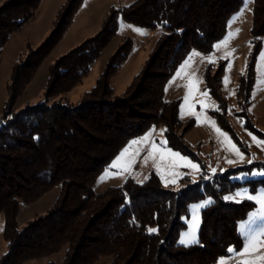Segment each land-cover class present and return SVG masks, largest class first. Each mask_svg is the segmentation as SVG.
I'll use <instances>...</instances> for the list:
<instances>
[{"label":"trees","instance_id":"obj_1","mask_svg":"<svg viewBox=\"0 0 264 264\" xmlns=\"http://www.w3.org/2000/svg\"><path fill=\"white\" fill-rule=\"evenodd\" d=\"M83 1L65 0L49 37L36 49L29 45L9 79L6 122L0 126V213L4 214L8 250L0 264H24L54 255L64 246V264H95L104 258L107 264H216L232 255L230 247L241 250L245 237L239 223L257 205L247 199L228 202L223 197L242 186L251 192L264 188V177L243 182L233 179L256 169L264 171L262 161L229 168L209 179L203 175L194 180L187 175L179 188L165 186L156 173L144 182L130 176L122 185L101 192L94 191V184L133 138L158 124L165 127L169 148L206 167L185 138L195 121L180 119V101L166 100L165 90L193 50L213 51L244 0H135L112 9L95 35L51 65L45 101L14 110L43 61L71 28ZM42 2L2 0L0 55L11 37L36 17ZM120 17L158 31L157 44L126 90L116 94L112 80L131 55V37L124 38L78 104H49L82 83L116 35ZM251 33L257 52L264 41V0H254ZM223 73V64L211 65L206 71V88L219 106L211 113L246 149L227 118ZM254 83L252 64L237 79L239 106L234 111L245 119L247 128L264 136L247 111ZM58 185L60 194L47 213L19 228L20 203H34ZM205 199L211 203L201 211L197 241L181 244L179 238L188 226L184 217L193 204Z\"/></svg>","mask_w":264,"mask_h":264},{"label":"rangeland","instance_id":"obj_2","mask_svg":"<svg viewBox=\"0 0 264 264\" xmlns=\"http://www.w3.org/2000/svg\"><path fill=\"white\" fill-rule=\"evenodd\" d=\"M134 1L135 0H84L71 28L43 61L36 72L34 79L28 85L25 94L15 105L14 110L18 111L24 108L27 104L36 105L44 102L49 82L50 67L55 60L66 54L85 39L95 35L101 28L104 18L112 9L121 8ZM1 3L2 0H0V4ZM64 3L65 0H43L36 17L26 24L20 32L14 34L4 47V50L0 55V126L6 122V119H3V115L8 101L7 86L13 67L20 60L29 45L32 49H36L46 40V38L49 37L54 28V21L57 18L58 11ZM253 7L254 0H250V2L249 0H244L240 11L233 15L229 20L228 30L225 36L215 42L213 51L204 54L200 51L193 50L186 58L187 60L190 56L192 57L190 67L186 70L187 74L182 78H176V73L180 66L186 61L185 60L170 78L166 86L165 99L169 101L178 99L180 101V119L183 122L191 119L195 121L194 126L186 134L185 138L190 146L198 151L200 157L205 161L206 167L204 168H206L207 174L204 173L203 165L200 162L195 161L180 152V155L187 161H191L198 165L199 171L193 170L190 166H185L183 162L180 161H178V167L169 170L160 162L159 157H157L155 161L151 158H147L149 151L148 144H134L133 142L141 141L149 134H151V141H154L157 145H159L162 140H166L165 131L161 134V130H165V127L162 124H158L151 126L144 134L133 138L127 144L122 152L112 161L111 165L98 177L94 184L95 192H101L110 186L122 185L130 176L137 182H144L152 173L159 175L165 186L179 188L181 186L182 178L187 175L194 180H198L203 175L204 177L212 176V169H215L216 173H221L229 168L248 164L249 160L252 162H264V149L258 147L252 139L255 137L258 141H264V136L247 128L245 126V119L236 115L234 111V109L239 106L236 97L237 79L240 74H246L253 64L255 83L251 92V104L247 111L251 116L255 127L264 134V86H257L261 79V72L264 71L261 67L262 64H264V61L261 60V54L264 53V41H262L256 52V43L253 41L251 33ZM136 29H139L140 31H137ZM125 37H131L133 39L131 55L128 62L120 69L118 75L112 80V86L114 87L116 94L121 95L145 65L151 51L157 44L158 31L134 26L125 22L120 17L119 29L116 35L96 59L89 73L84 77L82 83L74 87L72 90L56 96L48 103L53 104L54 102H61L78 104L82 95L91 90L96 84L110 58L120 47ZM224 40L229 41L227 46L221 47L217 51L215 46ZM229 52H231L232 55L228 57V59H223L222 57H225ZM193 53H198L199 55H192ZM208 56H212L215 59L214 64L206 62L204 57ZM221 64L224 65L221 91L222 96L227 101V118L246 149L241 147L231 133L220 126L211 113L212 110H217L219 106L217 100L206 88L205 75L209 66L212 65L218 67ZM229 64L231 65L230 70L228 68ZM226 76L230 77V83L227 85L224 83V78ZM197 78L201 81L196 85L199 91L196 92L194 90L189 97L188 105H185L184 98L186 94H188V89L185 85L188 84L190 80L195 84ZM204 91L209 93L207 98L200 95V93H203ZM202 102L204 107L201 106ZM197 116H199V119H197ZM209 121L214 122L216 127L230 138L231 144H234L236 148L239 149L240 153L243 154V160H241L234 151L229 150L230 146L227 142H222L224 141V136L218 134ZM153 129H155V131H153ZM167 148L171 149L168 145ZM126 150L127 155L124 156ZM171 150L178 152L173 149ZM133 153H137V155L133 156ZM122 156L123 160H121V168L130 162L128 171H120V169L111 167L113 163L120 160ZM146 158L147 162H145ZM229 160L233 161V163H228ZM157 165H159V171L157 170ZM259 171L263 170H254V172ZM241 176H245V173L239 174L233 179L243 182L248 179L262 178V176L259 175L253 176L247 174L246 178L237 179V177ZM60 191L61 186L58 185L34 203L21 202L20 212L17 219L19 228L25 227L30 221L36 218V216L46 214L56 201ZM237 192L258 195L261 192H264V188L260 187L256 192H251L248 186H242L235 192L225 195L223 197L224 200L228 202H237L236 199H225V197L228 196H235ZM238 199L239 201L245 200L243 197ZM208 201H210V199H205L191 206L189 216L184 217V221L188 226L187 229L182 232L179 242L181 239L185 238L186 233L193 230L192 222L194 214L196 217V223H198V229L195 232L197 241L201 222V211L204 207L196 208L195 206L206 204ZM208 204L209 203H207L206 206ZM258 208L259 205L257 204V207L251 212V214L257 211ZM249 219L250 217L244 222L246 227L243 230L241 229V232L243 231L250 234V232L258 231L261 227H264V220L261 219H257L254 224L248 226ZM3 230L4 214L0 213V258L8 250L7 242L3 237ZM241 250H243V247ZM65 251L66 246L62 247L61 250L54 255L29 260L24 264H64ZM221 260L226 261V264H239L238 262L233 263L232 257H223L216 264H220ZM108 262V259L104 258L95 264H107Z\"/></svg>","mask_w":264,"mask_h":264},{"label":"snow or ice","instance_id":"obj_3","mask_svg":"<svg viewBox=\"0 0 264 264\" xmlns=\"http://www.w3.org/2000/svg\"><path fill=\"white\" fill-rule=\"evenodd\" d=\"M250 2V0H249ZM137 31H140L139 29H136ZM143 34V33H142ZM228 40H224L223 42H221L220 44L216 45V49L217 51L221 48V47H226L228 44ZM192 55H199L198 53H193ZM232 55L231 52H229L225 57H222L223 59H228V57H230ZM204 59L206 60L207 63H215V59L212 56H208V57H204ZM191 60L192 57L190 56L179 68V70L176 73V78H182L184 75H186V70L190 67L191 64ZM261 60L264 61V53L261 54ZM262 69H264V64H262ZM228 68L230 70L231 65H228ZM194 75V74H192ZM201 81L197 78L195 81V84H193L190 80V82L188 84L185 85V87L188 89V94H186L185 98H184V103L185 105H188L189 103V97L192 95L193 91L195 90L196 92L199 91L198 87H196V85H198ZM224 83L225 85H227L228 83H230V77H225L224 78ZM257 86H264V71L261 72V79L260 82ZM200 95H202L203 97L207 98L209 96V93L207 91H204L203 93H200ZM201 106L204 107L203 102L201 103ZM194 107V105H193ZM217 110H219L217 108ZM195 114V113H192ZM197 119H199V116H197ZM209 123L211 124V126L215 129V131L224 136V141L222 142H227V144L230 146L229 150L230 151H234L235 154L241 159H244V156L242 153H240L239 149L236 148V146L234 144H231V140L229 137H227L224 133L221 132V130L216 127L215 123L212 121H209ZM153 131H155V129H153ZM163 131L165 130H161V134L163 133ZM151 134L145 136L141 141H135L133 142L134 144H148L149 146V151H148V157L147 158H151L154 161L156 160L157 157H159V160L162 164H164L165 168L167 169H173L178 167V161L183 162V164L185 166H190L193 170L199 171L198 165L192 163L191 161H187L184 157H182L180 155L179 152H174L171 149L167 148V140H162L160 142L159 145H157L154 141H151L150 139ZM253 141L257 144L258 147H261L262 149H264V141H258L256 140L255 137L252 138ZM127 155V150L124 153V156ZM137 155V153H133V156ZM147 158L145 160V162H147ZM121 160H123V156L121 157L120 160H117L115 163H113V165L111 166L112 168H117L120 169V171H128L129 167H130V162L128 164H125V166L123 168H121ZM228 163H233V161L229 160ZM248 163H252L251 160L248 161ZM157 170L159 171V165H157ZM212 174L213 176L216 174V170L212 169ZM245 176H241V177H237V179H241V178H246ZM251 175L256 176H262L264 177V171H259V172H253L251 173ZM210 177L205 176V179H209ZM103 179V178H101ZM175 182V181H173ZM245 198L249 201H255L256 204L259 205V208L257 209V211L253 212L250 216V219L248 221V226L254 224L256 222L257 219H261L264 220V192H261L258 195H249L245 192H237L235 194V196H228L225 197V199H236L237 202H239L238 198ZM207 203H211V201L206 202ZM206 204H202V205H197L195 206L196 208H201V207H205ZM246 225L241 224L240 228L243 230L245 229ZM192 231L189 233L185 234V238L180 240L181 244H189L192 242L196 241V237H195V232L198 229V223H196V217L195 214L193 216V222H192ZM150 232H154L156 231V229H150ZM242 235L245 236V243L243 244V250H237L233 247H230L228 249L229 252L233 253L234 256H239L240 257V261L239 264H264V227H261L258 231H254V232H250L249 233H245L242 231ZM220 264H226V261L221 260Z\"/></svg>","mask_w":264,"mask_h":264},{"label":"crops","instance_id":"obj_4","mask_svg":"<svg viewBox=\"0 0 264 264\" xmlns=\"http://www.w3.org/2000/svg\"><path fill=\"white\" fill-rule=\"evenodd\" d=\"M128 60H129V59H128ZM127 62H128V61H127ZM127 62H126V63H127ZM126 63H125V64H126ZM125 64H124V65H125ZM256 205H257V204H256ZM256 207H257V206H256ZM249 217H250V216H249ZM249 217H248V218H249ZM248 218H247V219H248ZM247 219H246V220H247ZM246 220L241 221V222L239 223L238 228H239V231H240L241 234H242V232H241L240 225H241V224H245L244 222H245ZM243 236H244V235H243ZM244 237H245V236H244ZM244 243H245V242H244ZM240 251H242V250H240ZM229 257H232L233 263H235V262H238V263H239V261H240V257H239V256H234L233 253H232V255L229 256Z\"/></svg>","mask_w":264,"mask_h":264}]
</instances>
